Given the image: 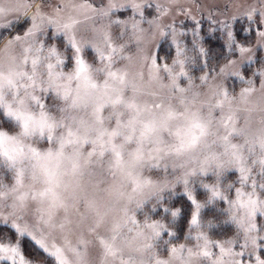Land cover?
<instances>
[{"label":"snow or ice","instance_id":"obj_1","mask_svg":"<svg viewBox=\"0 0 264 264\" xmlns=\"http://www.w3.org/2000/svg\"><path fill=\"white\" fill-rule=\"evenodd\" d=\"M151 4L0 0V264H264V61L242 74L254 50L230 23L264 27V4L209 17L240 60L199 77L198 23L189 46ZM149 33L171 36L170 63Z\"/></svg>","mask_w":264,"mask_h":264},{"label":"rangeland","instance_id":"obj_2","mask_svg":"<svg viewBox=\"0 0 264 264\" xmlns=\"http://www.w3.org/2000/svg\"><path fill=\"white\" fill-rule=\"evenodd\" d=\"M33 4H41L43 9L45 11H50L52 7H54L58 0H32ZM99 0H97L98 4ZM106 2V0H105ZM155 3H160L165 6L166 9H168V12L166 15L160 17V24L163 25H169L174 24L177 30H182L186 33V37H191L192 39V29L197 26L201 28L200 35H201V42L205 49H207V56L213 57V49L207 46V44H204V40L207 37L211 36L210 29L216 30L217 36L220 37L222 34V31L219 27V25H214L211 23L209 17L211 16L212 19L215 20H226L229 17H231L233 14L242 12L245 9H247L250 5L256 6L259 8L262 4H264V0H177L175 4H170L169 0H152L151 6L146 5L144 8V14L147 19H152L154 16L157 15L156 9L154 7ZM188 13L187 15L185 13ZM132 15V12L125 8L121 9L117 12V16H119L121 19H125ZM193 17L195 19H193ZM13 17H8V19H12ZM235 26V31H240L241 37L245 38V41L243 44L246 47L252 48L254 50V60L257 58H260L261 62L259 63L260 68L262 67V61H264V48H261L257 45V31L264 30V27L257 28L256 25H252L249 27V22L246 19L238 18L237 20L230 21ZM144 28H148V25L145 23L143 24ZM250 28H254V33L251 32ZM244 29H247L245 31ZM22 31V28L17 25L16 32ZM167 31V30H166ZM12 34H16L13 32ZM213 34V33H212ZM9 36L8 31H4L2 36H0V40L6 39ZM185 36L181 37L183 39ZM188 37V38H189ZM59 39V38H57ZM148 42L146 43L145 47L149 52L155 51L158 56L161 58V62H171L172 59V52L174 51V46L171 44V36H165L160 37L158 33L156 35H152L149 33L148 35ZM184 40V39H183ZM223 40V39H222ZM247 41V42H246ZM239 42V41H238ZM225 44V37L224 41L221 42L220 46ZM219 48V45L217 46ZM160 48V52H159ZM173 49V51H172ZM172 51V52H171ZM131 52H135V48L131 49ZM216 54V53H215ZM221 54V53H220ZM219 55V54H218ZM229 58L227 59H235L237 61L240 60L239 53L235 55H229ZM89 60L92 59V54L89 52ZM253 60V61H254ZM226 63L223 61L222 64ZM250 62H245L244 64H247ZM221 64V65H222ZM239 65L240 68L244 65ZM215 66H212V68ZM216 68H218L216 66ZM256 69L255 71H257ZM207 71V70H206ZM203 71L198 72L199 74L197 77H199L202 74ZM192 74V73H191ZM193 76V75H192ZM252 77V74L246 78ZM255 79V78H254ZM198 82V81H197ZM229 90L239 92V90L242 87H245V85L241 84V82L236 77H229L226 81ZM256 87L259 88V80L256 79ZM240 123H243L241 120ZM235 177L232 174H229L228 179L232 180ZM178 195L174 198L175 202L182 200V193H180L179 187L177 188ZM177 200V201H176ZM142 219V217H140ZM224 226V225H223ZM222 226V227H223ZM223 228L218 227L216 229L217 233H212L213 238H222L224 235H230L231 231H221ZM183 234L181 235L182 239ZM167 239V237H166ZM33 256H36V264H44L43 257L37 256L36 253H32Z\"/></svg>","mask_w":264,"mask_h":264},{"label":"trees","instance_id":"obj_3","mask_svg":"<svg viewBox=\"0 0 264 264\" xmlns=\"http://www.w3.org/2000/svg\"><path fill=\"white\" fill-rule=\"evenodd\" d=\"M201 29H202V27L199 28L200 31H201ZM250 29H251V32L254 33V28H250ZM236 33H237V41H239L240 43H243L245 41V38L241 37L239 30H237ZM188 37L185 36L183 39L189 46H191V39H190L191 37H189V38ZM223 41H224L223 33L221 34L220 37H218L217 33H216V30L211 31V36L207 37L204 40V44L206 43L207 46L210 47V49L211 48L213 49V51H214L213 55L214 56L213 57H208L207 56L205 58L206 63H207V68H204L203 65L200 63V61H197V63L194 64V65H190L189 68H190V71H191L193 77H197V75L199 74L198 72L206 71L208 69H211L212 66L219 67L223 63V61H225L226 58H229L228 57L229 56L228 49L226 48L225 44H223L222 47L220 46L221 42H223ZM218 45H219V48L217 47ZM173 49H172V51H173ZM159 52H160V48H159ZM173 54H174V51L172 52V55ZM260 62H261L260 58H257L256 60H254V61H252L250 63L244 64L242 66V68H241L242 74L245 77L250 76L253 72H255L256 69L260 68V65H261V64L259 65ZM175 203L178 206L180 202L177 201ZM205 214H206V216L210 217L211 216V211L209 209H205ZM222 228L223 229L221 231H231V229H232L231 226L227 225V224H225ZM214 233H217L216 230L214 231ZM182 234L183 233L181 232V235Z\"/></svg>","mask_w":264,"mask_h":264}]
</instances>
